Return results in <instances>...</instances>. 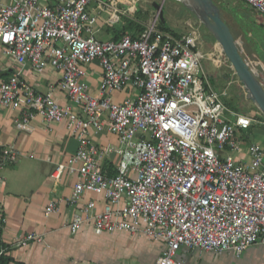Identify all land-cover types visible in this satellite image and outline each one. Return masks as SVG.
<instances>
[{
  "label": "built area",
  "instance_id": "built-area-1",
  "mask_svg": "<svg viewBox=\"0 0 264 264\" xmlns=\"http://www.w3.org/2000/svg\"><path fill=\"white\" fill-rule=\"evenodd\" d=\"M243 1L264 15V0ZM115 3L0 0V73L6 74L0 106L17 110V128L40 116L63 123L77 140L51 172L56 182L76 176L71 193L50 198L44 214L57 212L64 200L75 207L67 223L73 233L90 220L96 233L127 230L162 241L147 264H181V246L238 257L264 244V148L251 142L242 158L222 154L240 149L239 131L252 122L225 101L233 74L215 88L195 34H175L157 21L136 35L96 38L94 8L112 10V22ZM93 61L101 67L96 92L82 68ZM47 70L57 76L44 91L24 77L26 71L44 77ZM103 131L115 141L94 139ZM20 154L14 143H0V179ZM1 211L0 201V228ZM32 240L42 236L28 231L17 242Z\"/></svg>",
  "mask_w": 264,
  "mask_h": 264
},
{
  "label": "crops",
  "instance_id": "crops-1",
  "mask_svg": "<svg viewBox=\"0 0 264 264\" xmlns=\"http://www.w3.org/2000/svg\"><path fill=\"white\" fill-rule=\"evenodd\" d=\"M99 14L102 13L96 14L94 32L109 33L108 40L126 34L105 28ZM257 14L260 19L247 20L258 36V40H254L257 48L254 47V51L251 50L247 56L249 62L264 67V15ZM141 30H132L131 34L136 35ZM82 68L85 72L84 79L89 83L92 92H96L101 79V67L93 61ZM261 74L264 76V72ZM5 75L0 73V76ZM56 76L57 74L50 70H47L44 77L35 76L30 71L24 73L25 79L38 91L46 90L48 80ZM208 76L213 84L217 82L220 87L225 86L232 78L226 63L219 76ZM262 82L264 85V80ZM236 86L237 83L233 79L226 100L236 98ZM122 93L124 92L117 94L116 98L124 96ZM55 98L65 102L59 91L55 92ZM244 98L248 96L244 94ZM255 106L249 101L250 113L245 114L252 118V122L247 129L239 131L241 135L238 134L241 144L244 145V155L248 143L264 144V114ZM17 113V110L0 106V143H14L21 151L18 160L1 171L0 201L3 220L0 240L5 243V253L22 264H119L121 261L129 264L152 263L163 248L162 241L127 230L96 233L90 220L83 222L73 233L67 223L75 207L64 200L57 212L48 216L44 214V207L50 198H64L71 193L76 176L64 174L62 179L56 182L51 172L58 162L65 161L67 156L75 151L77 140L67 132L63 123H48L40 116L35 117L27 127L17 128ZM94 139L99 142L115 141L114 135L105 131L95 134ZM108 163L105 161L103 167ZM89 196L91 194L86 195ZM98 205L100 206V202ZM28 231L38 232L42 240H32L26 245L19 244L17 240ZM194 250L199 249L186 246L179 248L177 256L181 264H264V244L250 245L238 257L228 251H225L228 252L225 256H216L217 253L213 251H203L200 254ZM255 251L260 252L259 258L254 254Z\"/></svg>",
  "mask_w": 264,
  "mask_h": 264
},
{
  "label": "rangeland",
  "instance_id": "rangeland-1",
  "mask_svg": "<svg viewBox=\"0 0 264 264\" xmlns=\"http://www.w3.org/2000/svg\"><path fill=\"white\" fill-rule=\"evenodd\" d=\"M102 1L111 7L112 0ZM153 2L161 4L163 17L172 31L176 32L177 34H185L190 32L195 34L198 43L201 44H198V48L202 53L201 63L203 70L207 74L219 76L220 72L224 70V63H226L231 75L233 74V78L237 83V93H235L236 98L233 97L229 101L226 100V96L225 101L229 108H236L237 110H241L244 113H250V109L248 108L249 101L253 104H255V102H253L249 97L244 98V94L247 96L248 94L246 93L245 88L242 86L241 81L238 79L233 66L224 54L220 44L214 38L212 33L206 28L200 18L194 13L195 11L193 12L190 10L191 8L188 7V5H186L182 0H116V17L112 22L108 20L110 11L112 13V10L109 11L107 8L98 7L94 8V10L96 14L97 12L102 13L99 14V18L104 21L103 25L105 28L108 27L126 34H131L132 30L138 31L140 27H145L153 21H157L156 25L159 26V13ZM217 2L221 7L220 12L223 15V18L231 28L235 39L240 46L241 53L249 63L251 69L255 71L261 81H263L264 79L262 78H264V76L261 74V72H264V67L260 64L255 65L249 62V58L247 56V54H249L254 47L257 48L255 41L256 39L258 40L257 32L253 29L249 22H247V20L260 19V16L254 9L247 6L243 0H217ZM91 6H97L96 1H92ZM94 36L96 38H104L103 40L109 39V33L106 32L105 34L101 31L94 32ZM213 86L217 89L220 88V85L217 82L214 83ZM230 86L231 84L229 87ZM122 95H124V93H122ZM255 107L259 109L257 105ZM259 111L261 110L259 109ZM239 135L241 134L239 133ZM240 146L241 147L238 150L222 151V154L228 153L231 154L233 158H242L245 156L244 148H242L244 145L240 144ZM261 146L264 148V144ZM194 251L200 254L203 253V251L205 252V250L201 249ZM226 253L228 252H220L217 253L216 256H225ZM254 254L257 258H259L260 252L255 251Z\"/></svg>",
  "mask_w": 264,
  "mask_h": 264
},
{
  "label": "water",
  "instance_id": "water-1",
  "mask_svg": "<svg viewBox=\"0 0 264 264\" xmlns=\"http://www.w3.org/2000/svg\"><path fill=\"white\" fill-rule=\"evenodd\" d=\"M198 10H192L213 34L221 45L224 54L233 66L238 79L245 88L248 97L258 106L264 114V85L258 74L253 71L240 51L235 36L220 12L219 6L213 0H195ZM158 9L161 21L163 17L161 4L153 2Z\"/></svg>",
  "mask_w": 264,
  "mask_h": 264
},
{
  "label": "trees",
  "instance_id": "trees-1",
  "mask_svg": "<svg viewBox=\"0 0 264 264\" xmlns=\"http://www.w3.org/2000/svg\"><path fill=\"white\" fill-rule=\"evenodd\" d=\"M217 5H219L218 4V2H217V0H213ZM219 8H221L220 7V5H219ZM222 17H223V15H222ZM225 20V19H224ZM226 21V20H225ZM227 23V22H226ZM159 27L161 28V29H164V30H169V31H171V32H173V33H175V34H177L176 32H174V31H172L170 28H169V26H168V23L165 21H161L160 20V22H159ZM141 29H143V27H140L139 28V30H141ZM1 229V228H0ZM10 262H14V264H22L21 262H19V261H15L11 256H9V255H7L6 253H5V243L4 242H2L1 240H0V264H9Z\"/></svg>",
  "mask_w": 264,
  "mask_h": 264
},
{
  "label": "bare ground",
  "instance_id": "bare-ground-1",
  "mask_svg": "<svg viewBox=\"0 0 264 264\" xmlns=\"http://www.w3.org/2000/svg\"><path fill=\"white\" fill-rule=\"evenodd\" d=\"M188 7H190L193 11L198 10V6L196 5L195 0H182ZM213 35V34H212ZM215 38V37H214ZM217 40V39H216ZM218 42V41H217ZM219 43V42H218ZM221 46V45H220Z\"/></svg>",
  "mask_w": 264,
  "mask_h": 264
}]
</instances>
